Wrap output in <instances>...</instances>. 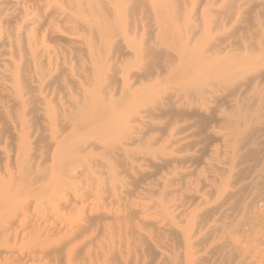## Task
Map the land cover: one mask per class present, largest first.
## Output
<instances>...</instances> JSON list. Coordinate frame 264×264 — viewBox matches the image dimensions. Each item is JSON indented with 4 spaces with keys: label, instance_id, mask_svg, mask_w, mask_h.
Instances as JSON below:
<instances>
[{
    "label": "bare ground",
    "instance_id": "1",
    "mask_svg": "<svg viewBox=\"0 0 264 264\" xmlns=\"http://www.w3.org/2000/svg\"><path fill=\"white\" fill-rule=\"evenodd\" d=\"M0 35V264H264V0H0Z\"/></svg>",
    "mask_w": 264,
    "mask_h": 264
},
{
    "label": "rangeland",
    "instance_id": "2",
    "mask_svg": "<svg viewBox=\"0 0 264 264\" xmlns=\"http://www.w3.org/2000/svg\"><path fill=\"white\" fill-rule=\"evenodd\" d=\"M1 40H2V38H1V35H0V42H1ZM264 193V192H263ZM262 193V194H263ZM262 194H261V196H262ZM262 199V200H261ZM259 200H261V201H259ZM259 200H258V216H257V218H259L261 221H264V215L262 214V213H264V195L261 197V198H259ZM263 202V203H262ZM263 206V207H262ZM239 218V217H238ZM245 219H246V217H245ZM248 219V218H247ZM232 227L230 226V229H231ZM234 228V227H233ZM247 228H249L248 226H247ZM233 230V229H232ZM234 230H235V228H234ZM233 230V231H234ZM233 231H232V233H233ZM238 231H235V234H234V236H236V233H237ZM240 232V231H239ZM238 234V233H237ZM241 234V233H240ZM240 234L238 235V236H240ZM237 239V238H236Z\"/></svg>",
    "mask_w": 264,
    "mask_h": 264
}]
</instances>
